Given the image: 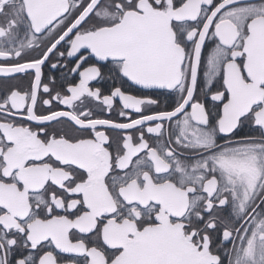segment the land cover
<instances>
[{"label":"snow or ice","instance_id":"6c2138e0","mask_svg":"<svg viewBox=\"0 0 264 264\" xmlns=\"http://www.w3.org/2000/svg\"><path fill=\"white\" fill-rule=\"evenodd\" d=\"M0 264H264V0H0Z\"/></svg>","mask_w":264,"mask_h":264},{"label":"flooded vegetation","instance_id":"af4514ba","mask_svg":"<svg viewBox=\"0 0 264 264\" xmlns=\"http://www.w3.org/2000/svg\"><path fill=\"white\" fill-rule=\"evenodd\" d=\"M47 71V70H46ZM58 75V74H57ZM53 103V105H56V101H53L52 102ZM60 108H62L63 106L61 105V106H59ZM100 116H102V117H106L108 114L107 113H98ZM133 115H135V114H133ZM112 118L113 119H123V118H120V117H118L115 113H113L112 114Z\"/></svg>","mask_w":264,"mask_h":264}]
</instances>
